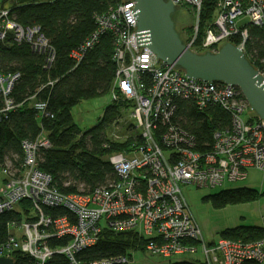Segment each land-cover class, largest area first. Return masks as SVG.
Here are the masks:
<instances>
[{"label": "built area", "instance_id": "obj_1", "mask_svg": "<svg viewBox=\"0 0 264 264\" xmlns=\"http://www.w3.org/2000/svg\"><path fill=\"white\" fill-rule=\"evenodd\" d=\"M172 2L177 9L192 10L194 34L186 43L193 51L216 52L218 44L229 40L250 60V27H264V0H215V15L198 45L195 40L204 0ZM134 5L133 0H116V6L97 15L96 31L81 51L73 53L80 58L102 33L113 32L118 45L113 98L122 96L133 102L131 115L141 128V142H134L131 152L112 153L109 161L118 180L86 195L60 193L52 186L51 176L36 167L39 148L51 146L47 136L33 143L24 142L23 170L20 174L3 170L7 185L0 192V213L14 209L22 199H30L38 219L24 221V234L20 238L12 236L1 246L0 256H11L13 250L21 249L38 264H45L52 251L43 246V241L70 236L71 241L59 253L71 264H84L76 260L75 254L95 244L105 224L116 232L140 233L147 240V253L165 259L200 252L206 264H243L245 260L264 264V234L249 242L227 238L208 242L184 194L187 185L216 188L225 182L245 181L250 169L264 174V122L249 112L250 106L237 86L190 78L181 68L162 62L149 49L139 52ZM8 32L14 34L18 43L27 42L34 51L45 54L48 65L53 62L55 49L41 27L17 23L10 8L0 0V40ZM17 79L16 74H0V92L5 97ZM176 98L192 99L200 109L215 104L230 112V126L214 133L209 151L196 150L195 138L174 121ZM6 101L7 106L0 113L13 108L11 101ZM43 206H64L75 214L76 221L66 216L53 220L44 213ZM128 257L89 264H128Z\"/></svg>", "mask_w": 264, "mask_h": 264}, {"label": "trees", "instance_id": "obj_2", "mask_svg": "<svg viewBox=\"0 0 264 264\" xmlns=\"http://www.w3.org/2000/svg\"><path fill=\"white\" fill-rule=\"evenodd\" d=\"M2 5L10 8V15L17 23L25 27L40 26L55 49V58L48 65L45 54L34 51L27 42L18 43L12 32L0 40V74L18 75L7 97L0 92V110L7 106V99L13 106L0 113V169L20 174L25 158L24 142L33 143L46 135L51 146L39 148L36 167L51 176L52 186L57 191L86 195L97 188L108 187L118 180L109 161L110 155L131 152L133 143L142 140L141 134L127 132L116 138L115 133L109 132L111 124L118 125L123 114L132 111L133 102L122 96L113 98L99 122L85 131L75 123L72 108L84 99L110 92L113 97L116 36L106 31L92 47L85 48L80 58L73 52L81 51L97 29V15L116 6V0H2ZM215 9V0H204L195 45L202 41ZM193 34L192 26L190 38ZM247 53L255 68L264 73V27H250ZM39 104H43V108ZM175 105L174 121L195 138V149L200 152L209 151L214 133L231 124L230 112L220 105L210 104L200 109L194 100L181 98L175 99ZM134 127L132 124L129 131ZM263 196L264 188L241 186L207 195L204 200L214 208H223L254 202ZM43 211L53 220L66 216L76 221L75 214L64 206H43ZM37 219L30 199H22L16 208L0 213V247L16 236L11 231L21 223ZM263 234L262 226H237L222 231L220 238L249 242L261 239ZM70 241V236L46 238L43 246L51 250L52 255L45 264H71L70 259L59 253ZM146 241L136 231L116 232L103 224L98 241L77 252L75 257L84 264L125 256H129L131 262V252L147 253ZM11 256L16 264H38L21 249L13 250ZM166 260L169 261L165 264H206L199 259ZM243 264L260 263L245 260Z\"/></svg>", "mask_w": 264, "mask_h": 264}, {"label": "water", "instance_id": "obj_3", "mask_svg": "<svg viewBox=\"0 0 264 264\" xmlns=\"http://www.w3.org/2000/svg\"><path fill=\"white\" fill-rule=\"evenodd\" d=\"M133 1L139 52L149 49L162 62L181 68L190 78L237 86L250 108L264 122V75L239 47L226 40L218 44L216 52L193 51L176 28L177 4L172 0ZM0 264L16 263L12 256H0Z\"/></svg>", "mask_w": 264, "mask_h": 264}, {"label": "rangeland", "instance_id": "obj_4", "mask_svg": "<svg viewBox=\"0 0 264 264\" xmlns=\"http://www.w3.org/2000/svg\"><path fill=\"white\" fill-rule=\"evenodd\" d=\"M176 28L184 40H188L191 36L192 26L194 28V16L192 10L188 8H179L176 15ZM112 93L80 101L72 108V114L75 123L85 131L95 126L102 117L105 108L112 103ZM249 112L255 115V112L249 108ZM135 127L129 131L131 125ZM109 132L112 134L122 135L123 133L132 132L134 135L141 133V128L137 127L136 120L132 117L131 112L127 111L119 119V124H111ZM46 136V135H45ZM6 175L0 169V192L7 185ZM248 186L255 187L259 190L264 188V174L261 171L250 169L248 178L245 181L225 182L223 185L216 188H198L194 185H187L184 187V194L190 204L192 212L200 224L204 238L207 241L218 240L221 232L237 226H262L264 224V196L257 201L248 203L231 204L223 208H214L210 202L204 200V197L214 194L221 190ZM18 204L15 205V208ZM25 223H21L20 227L16 229L18 238H20L25 229ZM132 261L129 264H165L169 260L160 256L150 255L142 251L131 252ZM200 258L202 254H182L171 258L173 261ZM199 259V260H200Z\"/></svg>", "mask_w": 264, "mask_h": 264}, {"label": "crops", "instance_id": "obj_5", "mask_svg": "<svg viewBox=\"0 0 264 264\" xmlns=\"http://www.w3.org/2000/svg\"><path fill=\"white\" fill-rule=\"evenodd\" d=\"M200 225V224H199ZM12 233H13V235H16L17 236V233H16V229L15 230H12L11 231ZM207 241V240H206ZM213 241H216V240H211V241H208V242H213ZM192 255V254H191ZM198 259H200V258H198ZM195 260H197V259H195Z\"/></svg>", "mask_w": 264, "mask_h": 264}]
</instances>
